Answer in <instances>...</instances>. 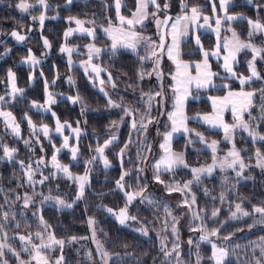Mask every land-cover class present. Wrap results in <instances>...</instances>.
Returning <instances> with one entry per match:
<instances>
[{"label":"rangeland","instance_id":"374dc122","mask_svg":"<svg viewBox=\"0 0 264 264\" xmlns=\"http://www.w3.org/2000/svg\"><path fill=\"white\" fill-rule=\"evenodd\" d=\"M74 1L75 0H71V3H69L68 0H65L64 7H69ZM205 1H206L205 7H207L206 10L198 5L187 6L185 1L184 4L185 10L189 16L191 15L190 9L193 7L198 8L200 10L201 15L200 18L195 23L192 22L188 23V35L180 37L179 49H178L179 55L177 56V60L179 62H182L183 64H186L188 66L187 73L192 77H196L197 75L196 65L198 63L202 64V62L205 59L204 52H207L208 53L207 61L209 68L213 73L217 74L212 78V83L214 87L197 88L195 82L187 85L188 94L184 98L183 116L187 117V119L184 121V124L190 130L189 132H185L183 129L177 132H172L173 121L169 119V114L176 111L175 94L172 90L175 81H173L172 77L176 75L177 67L176 64L173 62V60L169 59L167 53V46L172 44V37L169 34L172 30L171 24L175 22L177 17L185 14V12H182L181 9L177 13L174 12L170 13L165 8H161V10L157 12L156 17H152L151 15H149L148 18H146L142 24L135 25L133 30L136 31L140 36L150 38V42L141 40V42L137 45L135 51H133L130 48H125L120 46H118L117 49L115 50V51L122 50L129 52L131 54L137 55L139 58L146 57V59L142 60V62L150 64V71L142 75L141 78V73L144 72L145 69L138 70L137 74L140 78V81H136V82H129L126 79V77L122 75H115L114 72L108 70L105 67H102L98 61L99 55L106 52L107 49L109 51H113L111 47L112 40L104 31V29L108 28L110 24L113 28L122 27L119 19L117 18L116 7H115L116 0H111L112 8H113L112 18H109L107 15H99L96 17L93 16L90 18H82V19L73 16H66L64 18V21L66 22V26L60 34L59 37L60 41L58 43L57 52H59V54L62 55V58L67 63L68 70H71L74 67H78L84 73L90 86L99 94H101L103 97L108 99V106L104 110H91L86 107L87 105L82 99H79L77 103H72L68 99V97L70 96L79 97V96L67 95L61 92V89H63L62 86L74 87L73 86L74 81L70 76V71L66 72L64 75L59 77L58 80H53L54 83L52 84L53 85L52 88H49L48 86V92L53 94V98L56 101L58 99L67 100L71 105H78L81 110L83 109L84 111L88 110L91 112H102V111L111 112L112 110L120 111L121 118H119L116 121V125L110 126V128L105 131L107 136L102 140V142L97 146V148L104 147L105 143L111 140V143H109L108 146L104 148V153H103L104 158L109 161V165L111 166L112 161L109 160L108 150L112 152L114 151L115 154L117 153L116 162L122 169L120 176L125 172L127 173L130 172L131 168L134 167L137 169V172L139 173V178H137V182L139 184L140 180H142L143 186L134 188L133 190L132 189L127 190L126 188L121 190L117 188V184H116V188L119 190V192L122 194L124 198V204L120 208L112 209V211L113 213H116L118 215L120 210L126 207L128 214L134 216L132 214V211L134 209L140 208L142 204L143 205L149 204V201H151L153 204L158 201L161 205L159 208L160 210L158 209L160 213H159V217H155L151 220L152 227L150 228L151 225H146L137 219L129 220L126 222L125 225H121L117 221L116 216L108 211V209L111 208H104V210L106 212V215L112 218L119 227H128L138 231L141 235H143L139 231V229L143 226V228L147 231L149 235L155 234L156 235L155 237L159 238L158 242L160 246L163 247L164 252L167 251L171 253V255H168V257L163 256L164 260L168 261V263L170 264H188L189 252L191 258L194 259L193 260L190 258L191 262L197 264L196 258L198 255V246L201 244V242L198 240L200 239L198 237L199 235L198 236L196 235L199 234L201 231L200 230L193 231V229L203 228V226L201 223H199L201 219L197 220L194 219L193 217L194 212L197 213L199 216H201V213L200 212L198 213L197 210L195 209L193 199L190 196V190H189L190 185L188 182L191 181L192 183L197 181L194 178L192 172L193 168H208L209 166H212L213 170L211 174L207 172L201 173L200 178L210 176L217 171H241L239 168V164L235 165L233 168L225 167L223 170H221V167L219 166L220 161L224 160L225 158H227L228 160L233 159L232 157L228 156V153L233 148H235L240 153L241 160L245 165L243 170L247 169L248 166H252L254 169L260 170L262 172L263 175L262 179L264 180V168L258 166V158L256 155L258 151L261 154L260 146L261 144H264V140H260L257 138L254 141L252 137L249 136L248 133L241 128H237L233 130L231 133V138L226 139L225 132L222 128L212 127L211 125L205 123L202 119L196 118L198 115L203 116L206 114L207 115L214 114L213 103L212 100L209 99L210 97H224L228 94L229 91L237 92V93L241 91L253 92L254 93L253 98L257 95L256 93L257 89H254L252 85L253 83H256L259 79L253 77L251 80H248L244 85H241L240 80L238 78L239 76H243L245 78L251 76L248 66L249 61H253V53L251 49H242L240 52L237 53L236 60L233 62V71L237 73V77H233L231 76L230 73L226 72L223 67L224 64L223 57L227 55V53L224 51L223 46L225 43V39L228 40L232 39V32L234 31L237 33V36L240 38L241 41L245 43H251L253 44L254 47L264 50V32L254 30L248 24L249 19L253 20L254 22L258 21L261 24H264V0H252V3H249L248 0H241L240 3H244L248 5V7H250L248 9L245 8L244 10H241L242 12H240L239 10L229 11L230 7L234 4L233 0H228L225 11H221L220 9V0H205ZM25 2H27L30 5L27 11L22 12L19 8H17V5H16V9L20 14H28L29 17L31 18L30 23H33L34 20H37L38 23H41L39 20V17L41 15L45 17L44 21L45 20L47 21L48 17H50V19L57 18V15H55L57 11L53 13L54 9H52L53 7L48 0H45V5H47L46 7L45 5L40 4L39 0H31V1L25 0ZM19 3H21V0L18 2V4ZM121 5L122 6L120 9V14L123 15L125 18H131L133 11H135L136 9V0H133L132 8H130L127 5L125 0H121ZM214 5L216 8L215 14L213 13ZM34 6L39 8V12L36 11L34 12L33 10ZM123 9L126 10L130 9L129 15L124 14L122 12ZM29 11H33V12H29ZM147 11L151 13L153 11H156V8L152 5H149ZM204 16L209 17L208 25H204V20H203ZM226 16H235L237 18L232 21H228L227 19H225ZM70 18H74V19H70ZM157 18H159L161 21H164L165 19H169V18L170 19L167 25L161 23L158 27L156 24ZM76 19L83 21L84 28L92 29L93 35L89 36L86 32L79 31L78 25L75 23ZM216 19L221 20V24L219 26V33L213 31V29L217 27L215 23ZM200 25H204V26L200 27ZM123 27L126 29L127 25H123ZM69 29H72L73 31L71 32L70 35L66 37L65 32H67ZM13 31H16L19 34L25 36V33L19 29H14L11 31V33ZM250 31L253 32L251 38L249 37ZM11 33L8 34V37L16 45L18 46L23 45L24 42H26L25 41L26 39H24L23 41H17L14 37H12ZM203 35L205 36V38ZM197 36H199L200 38V42H201L200 45H197L195 42V38ZM162 38L165 44L164 50H161L158 47ZM44 39L47 38L42 36L41 42L43 46H44ZM97 39H104L106 45H104V43L96 42ZM184 40L185 41L189 40L190 43L187 50L183 51L182 49L185 48L182 47L181 43ZM149 43H151L152 46H155V50L158 53V56H151L152 48L149 46ZM32 45H35V43L32 42L29 45L31 46L30 47L31 50L33 49V51L35 52L34 49L35 47H33ZM90 45L101 49L100 53L92 54L93 58L91 61H89V48H88V46ZM49 47L46 48L44 46V51L42 53H38L37 55H35L34 53L32 54L35 56L37 60L41 62V60L43 59L42 57H44L45 52L49 50ZM61 47L71 48L73 49V51L71 53L61 52L60 51ZM201 47L203 48V51H201ZM7 52H8L7 50L1 52L0 59H2V57ZM187 52H189V54L186 55L188 57H183V54ZM193 53H197V57H192L191 54ZM48 55L49 53L47 52L46 57ZM263 55H264V51L258 54L255 60L253 61V64L259 76L260 73L257 67V62L262 60L261 67L262 70L264 71ZM27 56H25L22 60L18 62L19 65L20 64L24 65L30 70L37 68L39 69L38 66L39 64L31 65L23 62ZM157 59L159 60L158 68L156 66ZM93 67L98 68L99 71L98 72L93 71ZM9 71H11L15 77V73L12 70L7 71V77H6L7 85L5 86L4 89L7 88L8 93L5 92L4 95L6 96L8 95V99H5L4 101H0V112H10L12 114V118L14 119L15 123L19 125V136L13 133L11 127H9L5 123V117L0 116V141H2L3 143V139H5L4 137H7L8 136L7 134H10L12 138L21 141L23 145L26 146L27 149L31 151L32 155L34 156L32 159L36 163V166L35 164H33L34 162L31 163L32 168L35 170V174L39 175L41 174V171L45 172V169L50 173L51 170L52 174L50 175L52 177H56L55 175L59 174L62 177H65V180L68 179L66 181H72L76 189L75 197H73V199H70V197L67 198L68 190L66 189L65 186H62L59 183H55L53 192L50 194L49 193L46 194L45 196H43L42 199L38 198L37 194L39 190H37L36 188H34L35 189L34 191L37 194L34 195H32L28 191H24L22 195L21 196L18 195L19 198L16 199V201L18 202L16 203V210H18L20 213L22 212L24 213V211L32 212L33 210L36 209V206H40L41 200L43 201V204L41 205L48 204L55 208L69 209L68 207H58L54 199L44 200V197L47 196V197L63 199L66 202V204L73 205L77 200H79L77 199V195L79 192V183L75 180V177L86 175L88 177L85 186L86 188L89 184V175L91 173L90 168L94 163L100 165L102 169H106L104 167L103 161L99 158L100 153L96 151L97 148L93 151L90 159L85 161L86 163L84 162L85 166H82L83 167L82 174H74L73 172H71L70 164L71 163L75 165L77 164V159L72 158L71 148L73 147L77 148V153H76V157H77L78 154L80 153V150L78 148V143L80 140V136L82 134V130L80 127H77L80 129V134L79 136H77L76 132L74 131V129H76L75 127L71 126L69 122H61L57 119L56 113L53 110V106L55 104L45 105V100H46L45 80L43 83L42 99L40 101H35V100L29 101L26 108L27 111H32L33 113H40L43 116H48L51 119V124L35 122L27 113L25 112L21 113L20 118L21 121L25 123L26 133H27V136L24 139H22L21 137L22 128L20 122L18 121L14 113L11 112L7 107H5L7 102L12 103L14 99H18L22 95V93L19 94L12 93V83L10 82V78L8 76ZM157 72L160 73L159 77L156 74ZM109 76L112 77L111 80H109ZM33 80H34L33 78L30 80V84L33 82ZM101 81H104V83H101ZM152 84H155V87L152 88L151 86ZM231 84H236L237 87L231 88ZM15 85L18 88L16 84V77H15ZM113 85H115V87H113ZM224 85H228V87L225 88ZM262 87L264 89V85H262ZM101 89H103V91H101ZM220 89H222V92L220 93L216 92ZM157 92H162V95L156 96L155 94ZM113 94L117 95L118 98L113 97ZM127 97H129L131 101L128 100ZM150 97L151 99H149ZM201 99H203L206 102L209 108L208 112L204 114L194 113L192 115H188L187 107L189 103L192 101H200ZM109 100L113 101L114 104L122 105V107H114L110 105ZM34 103L36 105L35 107L33 106ZM44 107H49L51 111H45ZM251 107L247 112L243 113V118L247 123H249L250 127L252 128L250 124L251 118L247 117L249 111L251 110ZM124 108L129 109L128 114L124 112L123 110ZM53 113H55V116H53ZM174 119L177 121V123H179L180 114L178 113L174 117ZM29 120L32 121V125H34V127L29 125ZM223 120L225 123H227L230 126L236 122L233 113L231 111L230 105L223 112ZM57 121H59L61 125H64L61 132L59 133L56 131ZM189 122L199 123L208 130L217 131L221 133L222 136L221 140L223 145L220 146V142L216 141L213 138L205 139V142L201 143L199 137L195 135V133H199V132L197 130L192 129L189 126ZM124 124H127L128 127L123 145L117 150H113L112 145L118 142ZM133 124H135V127H133ZM45 125L49 129V134L47 137L44 136L42 131V127ZM256 129H258L259 132L257 133L259 135H264V133L260 132L262 128L256 127ZM256 129L254 130L256 131ZM168 133H172V134H171V138L167 141L166 144L165 136ZM113 136L116 137L115 140H112ZM182 136L186 137L188 141H190L191 139H192L191 141H197V143L200 144V149L205 150L209 153V162L199 165H192V166L188 165L185 160L184 153L181 152L183 154L185 164H187L188 167H184L183 165H177L171 171L180 170L182 173L187 172L190 173V177H185L183 179L177 178L175 180L173 177H170V179L167 180H171V182H167V181L163 182L161 179L162 177L159 174L171 173V171L167 170L164 165L160 164L161 160L168 155V153L165 151V148H162L161 145L166 144V147L172 153H180L173 149V141L178 137H182ZM65 137L68 138L69 146L67 148L63 147L65 142ZM129 137H131L132 139L129 140L128 139ZM235 138H239L241 143L243 142L252 145L253 148L249 151L241 150L240 148L237 147L235 143ZM25 141H27L28 143L26 144ZM42 141H45L47 144H49L50 155L48 156L47 161H45L46 160L45 152H44L45 148H44V142ZM212 141L217 142L215 153H213L212 149L208 147V145L211 144ZM128 142H132V143L139 142L142 145L148 147L146 155H148L150 152V154H152V157L150 159H147L146 163L142 166L143 168H141L140 163L137 161L139 159L145 161L146 157L143 155L140 158H137V160L128 169L123 168L122 165L123 152L121 151L122 149L123 151L124 150L126 151L125 152L126 156H131V159L135 157L134 154H139V152L137 153L135 151L136 148L132 151L128 148L127 146ZM5 144H7V142H5ZM146 147L143 148V150H146ZM35 148L38 151V153L35 151ZM57 149H59V151H57ZM63 153L66 154V156H68L67 163H63L59 158V156ZM14 154H16V152ZM53 155H56L57 163H59L62 166L68 167L72 178H69L68 175H66L65 173L54 167L52 162ZM93 156H96L97 159L92 160ZM261 156L263 155L261 154ZM1 158L6 161L9 160L7 157L4 156V151L1 155ZM41 159H43L45 163H38V161H40ZM89 161H91V163H89ZM78 163H81V161H79ZM157 165H160L159 168H157ZM110 166L107 169H109ZM148 167L150 168L148 169ZM150 170L154 174H151ZM169 175L172 176V174ZM42 176L37 178V176L34 175L32 177V181L30 182L28 180V182L33 187L36 185H40L41 183H39V181L41 180L44 181L45 178V177L42 178ZM157 177L159 178V180H157ZM122 183L125 186L128 185V183H125L123 181ZM185 184H188V188L184 187ZM170 189L173 190L170 191ZM141 190H142V196H138L131 203H128L126 193H135ZM150 191L155 196V199L153 200H150L151 199ZM156 196L158 197L157 199ZM26 197H31V201L28 207L24 206V201ZM185 201H187V204L185 203ZM190 202L193 206V210H191L190 208L185 211H182L184 213V217L183 215H181L182 218L180 217V221L178 220L179 221L178 222L175 215L172 213V210L175 211L176 216H179L180 207L182 205L190 206ZM134 204H136V206H134ZM32 205H34V208L31 207ZM153 223L158 226L154 227ZM94 224L92 225V227H89L87 221L88 233L86 236L75 237L76 238L75 240H72L73 237L67 240H63L65 243L62 250L59 245H53L52 248L50 249L42 250L43 254H45L48 257L49 264H55L56 259L59 258L60 256H63L64 250L66 249H71L78 252L81 257H84L85 261H87L88 264H104V258L102 256V253L97 247V241L102 246V239L96 233L97 230L94 227ZM173 225H175L176 227L175 235L173 234L172 231ZM39 227L41 229L39 230V232L41 233L44 242H47L49 234L53 235L56 238L52 228L49 225L47 230L42 224H40ZM32 230L29 233L21 232L19 235V236L23 235L25 237H31V239L28 240L27 243L20 241L19 236L18 239L15 241L16 245L19 248L25 249L27 247L28 254L29 252L32 253L33 245H39L41 243V238L36 236L37 232L35 231L33 233ZM166 230H168V232L171 233L170 236L167 234L163 236L162 233L165 232ZM177 230H180V232L182 233V238L177 237ZM93 232L95 233V236H93ZM148 234L146 235V237H149ZM9 236L10 233H6L3 237H0V244L3 243V240H5L6 237ZM57 240H62V239H57ZM169 240L173 241L176 245L168 246L167 242ZM189 240L192 241L191 244H189ZM174 248L175 251H173ZM212 252L213 249L211 245L210 259L212 263L215 264V261L212 259ZM258 252L262 253L261 249H259ZM126 258H127L126 255L121 256L119 254H113L108 252L107 264H124L122 261L125 260ZM30 261L31 264H35V261L31 260V255H30Z\"/></svg>","mask_w":264,"mask_h":264},{"label":"trees","instance_id":"16d2710c","mask_svg":"<svg viewBox=\"0 0 264 264\" xmlns=\"http://www.w3.org/2000/svg\"><path fill=\"white\" fill-rule=\"evenodd\" d=\"M19 1L0 0V53L5 50L8 51L0 59V96H6L4 95L5 92L8 93L7 88H4L7 85V71L12 70L15 73L18 88L24 89V91L12 103L7 102L5 107L13 112L20 122L22 139L27 136V133L25 123L20 118L21 113H27L35 122L51 124V119L48 116L27 111L26 107L28 102L31 100L40 101L42 99L44 80L47 81L49 88H52L53 80H58L59 77L68 71H70V76L74 81V87L62 86L63 89H61V92L67 95L79 96L87 105L86 107L91 110L106 109L108 99L90 86L86 76L78 67L68 70L67 63L62 58V55L57 52V47L60 41V34L66 26V22L64 21L66 16L82 19L107 15L109 18H112L113 8L111 0H75L69 7H64L65 0H48L53 7L52 9H54L53 13L57 11L55 14L57 18L50 19L48 17V20H45L43 24L38 23L37 20L30 23L31 18L28 14H20L16 9ZM185 1L187 6L198 5L205 10L207 9L205 7V0H183L184 4ZM233 1L234 4L230 7L229 11L239 10L242 12L241 10L250 8L248 5L240 3L241 0ZM125 2L132 8L133 0H125ZM157 2L161 5V8H164L163 6L166 2L168 4L166 10L170 13H177L181 9V0H157ZM33 10L34 12H39L38 7L34 6ZM129 11L130 9H123L122 12L129 15ZM14 29H19L25 33L26 42L23 45L18 46L9 39L8 34ZM42 36L49 40L50 47L47 51L49 55L46 57L47 52H45L44 57H42L43 59L41 58L42 60L38 65L39 69L30 70L24 65H19L18 62L27 56L29 50H31V46L29 45L32 42L35 43V45H32L35 47V52L32 49V53L37 55L44 51V46L41 42ZM96 42L106 45L104 39H97ZM189 43V40H184L181 43L182 47L185 48L182 49L183 51L187 50ZM188 54L189 52L184 53L183 57H188L186 56ZM191 56L197 57V53H193ZM98 61L102 67L114 72L115 75L126 77L129 82L140 81L137 74L138 70L145 69L141 73L142 75L150 71L149 63H143L137 55L122 50L113 52L107 49L106 52L99 55ZM261 61L257 62L261 79L252 85L254 89H257V95L252 99V107L247 117L251 118L250 124L253 129L260 127L262 128L260 132L264 133V89L262 87L264 85V71L261 67ZM29 76H32L34 79L31 84ZM151 86L153 88L155 84ZM232 87H237V85L231 84ZM216 92L220 93L222 89ZM113 97L118 98L115 94H113ZM5 99H8V95ZM127 99L131 101L129 97ZM53 110L59 121L69 122L71 126L75 128L80 127L82 130L78 143L80 153L76 157L77 164H70L71 172L74 174H82V166H85V161L90 159L93 151L107 136L105 131L113 125V121L116 122L121 118L120 111H82L78 105H71L64 99H58L53 106ZM208 110L209 108L203 99L200 101H192L187 107L188 115L194 113L204 114ZM189 126L202 134L205 139L213 138L220 142V146L223 145L221 133L208 130L196 122H189ZM127 127V124L123 125L118 142L112 145L113 150H117L123 145ZM256 132H259L258 129H256ZM7 135V137H4L3 143L0 141V237H3L6 233H10V236L6 237L3 243H1L2 245H7V247L2 249L4 255L0 256V264H19L17 256H14L12 251L18 254L20 260L30 261V252L28 254V251L19 248L15 241L21 232L29 233L32 229H34L32 230L33 233L35 231L39 232L41 230L39 227L41 218L52 228L56 238L62 240L86 236L88 233L87 221L91 218L95 223L96 233L102 239L103 250L107 253L119 254L121 256L126 255L127 258L122 261L124 264H170L164 260V249L160 246L158 242L159 238L155 237V234H148L149 237H146L131 228L119 227L112 218L106 215L104 208L117 209L124 204V198L116 188V182L119 180L122 170L116 162L117 153L115 154L114 151L108 150L109 160L112 161L109 169H102L100 165L95 163L91 166L89 184L85 188L83 196L71 208L60 209L48 204L41 205L43 204L41 200L40 206H36V209L32 212L24 211V213H20L16 210V203H18L16 199L24 191H28L34 195L37 194L34 191V188H36L39 190L37 194L38 198L42 199L46 194L53 192L55 183H59L68 190L67 198L70 197V199H73L76 189L72 181H66L68 179L65 180V177L59 174L55 175L56 177H52L50 175L52 174L51 170L49 173L46 169L45 172L41 171L43 176L41 174L35 175L37 178L42 176V178L47 177V179H44V182L40 185L31 186L25 176V168H21L19 161H23L25 165H31L34 162L33 164L36 166L35 161L32 159L34 156L21 141L12 138L10 134ZM128 139L130 140L132 138L129 137ZM42 142H44L45 161H47L50 155L49 144L45 141ZM235 143L241 150L249 151L253 148L248 143H241L239 138H235ZM4 146L10 149H16V154H14L13 159L6 161L1 158ZM127 146L131 151L136 148L135 151L137 153L139 152V154H134L135 157L131 159V156H126V151L124 150L122 154V165L124 169L131 167L137 158H140L142 155L146 157L145 161L141 159L137 161L140 163L141 168H143L142 166L146 163L147 159L152 157L150 152L146 155L148 147L139 142H128ZM145 147L146 150H143ZM260 147V152L264 156V144H261ZM173 149L177 152L184 153L188 165L192 166L209 162V153L201 150L200 144L197 141H191L190 143L184 136L178 137L173 141ZM35 151L38 153L36 148ZM59 158L63 163H67L68 161V156L64 153ZM78 160L81 163H78ZM236 172L217 171L210 176L201 177L199 181L189 184L190 196L192 199L193 197L195 198V209L198 213H201L202 219L199 223L202 224L203 229L208 233H211L213 229L218 230L217 235H209V241L215 243L218 247H224L226 249L228 255L223 264H257V260H260L264 264L263 254L258 252L259 249L264 247V239H262L264 238V223L258 222L261 220V214L254 211L256 207H264L263 175L260 170L254 169L252 166H248L247 169L243 170L240 176H237ZM151 174L154 173L151 171ZM169 174H172V176ZM159 175H161L163 182H171V180H167L170 177H173L174 180L190 177V173H182L180 170L171 171V173H160ZM137 178H139V173L136 168L132 167L123 181L128 183L125 188L127 190H133L134 188L142 187V180L138 184ZM150 198V200L155 199L152 192ZM237 204H240L243 211L248 212L249 215L243 216L237 213V218H233L232 213L236 212ZM160 206L158 201L154 204H142L140 208L134 209L132 214L142 223L151 225V228V220L159 217L160 212L158 209ZM31 207L34 208V205ZM190 208L193 210L191 202L190 206L182 205L180 207L179 216H176L174 210H172V213L175 215L177 221H180L181 215L184 217L182 211ZM213 210L218 211L216 217H212L211 215ZM5 214H7L6 220ZM153 226L157 227L158 225L153 223ZM162 234L163 236L166 234L170 236L171 233L166 230ZM201 234H204L203 231L196 236L199 235L198 237L200 238ZM177 237L182 238L180 230H177ZM225 237L229 238L225 239ZM198 240L201 244L198 246L196 262L199 261V264H213L210 259L212 243ZM167 244L168 246L176 245L171 240ZM9 249H12V251H9ZM63 257L62 264H88L84 257H81L75 250H64ZM190 258L191 255L189 252L188 264H194Z\"/></svg>","mask_w":264,"mask_h":264},{"label":"snow or ice","instance_id":"6c2138e0","mask_svg":"<svg viewBox=\"0 0 264 264\" xmlns=\"http://www.w3.org/2000/svg\"><path fill=\"white\" fill-rule=\"evenodd\" d=\"M68 2L71 3V0H68ZM248 2L252 3V0H248ZM39 3L42 5H45V0H39ZM227 3H228V0H220L221 11L226 10V4ZM149 5L154 6L156 8V11L149 13L147 11ZM46 6L47 5H45V7ZM121 6H122L121 0H116L115 7H116L117 18L119 19L122 27L113 28L110 24L108 28L104 29V31L107 33V35L112 40L111 47L113 49V52H115V50L117 49L118 46L130 48L133 51H135L137 45L141 42V40L150 42V38L140 36L136 31L133 30L135 25L142 24L143 21L146 18H148L149 15H151L152 17H156L157 12L161 10V5L157 2V0H136V9H135V11H133L131 18H125L123 15L120 14ZM29 7H30V5L27 2H25V0H21V3L17 4V8H19L22 12L27 11L29 9ZM163 7L166 9L168 7V4L165 2ZM181 10H182V12H185V14L177 17L175 22L171 24L172 30L169 34L172 37V44L167 46V53H168L169 59L173 60V62L176 64V67H177L176 75H174L172 77L173 81H175V84H174L172 90L175 94L176 111L169 114V119L173 121L172 132H177V131H180L181 129H183L185 132L190 131L184 124V121L187 119V117L183 116L184 98L188 94L187 85L195 82L197 88L214 87V85L212 83V78H213V76L217 75L216 73H213L209 68L208 61H207V57H208L207 52H204L205 59L202 62V64L198 63L196 65V71H197L196 77H192L191 75H189L187 73V67L188 66L177 60V56L179 55L178 49H179L180 37L188 35V23L189 22L195 23L200 18V15H201L200 10L196 7H193L190 9L191 15L189 16L185 10V5L183 3V0H181ZM215 12H216V8L214 5L213 6V13L215 14ZM236 18L237 17H235V16H226L225 17V19H227L228 21H232ZM34 19H35V17H34ZM44 19H45V17L43 15H41L39 17L41 24H43ZM70 19H74V18H70ZM169 19H165L164 21H161L159 18H157L156 24L158 27L161 23L167 25L169 22ZM203 20H204V25H208L209 17L204 16ZM75 23L78 25L79 31L86 32L89 36L93 35L92 29H86L83 27V21L76 19ZM215 23H216L217 27L215 29H213V31H216L217 33H219V26L221 24V20L216 19ZM248 24L250 25V27L252 29L264 32V24H261L258 21L254 22L251 19L248 20ZM123 25H127V28L125 29L123 27ZM204 25H200V27H203ZM72 31H73L72 29H69L67 32H65V36L67 37L68 35H70ZM11 35L17 41H23L25 39L24 35H21L16 31H13L11 33ZM252 35H253V32L250 31L249 37L251 38ZM195 42L197 45H200L201 42H200L199 36H197L195 38ZM44 46L46 48L50 46L49 41L47 39H44ZM149 46L152 48L151 56H158V53L155 50V46H152L151 43H149ZM158 47L161 50H164L165 44H164L163 38L161 39V42L158 45ZM223 47H224V51L227 53V55H225L223 57V59H224L223 67H224L225 71L230 73L231 76H233V77H237V73H235L233 71V62L236 60V55L238 52H240L242 49H251V51L253 53V61H254L256 56L258 54H260L262 51H264L262 49H258L256 47H254L253 44H251V43H245V42L241 41L240 38L237 36V33L234 31L232 32V39L231 40L225 39V43H224ZM88 48H89V61L92 60V58H93L92 54L93 53L98 54L101 52L100 48H96V47L91 46V45L88 46ZM60 51L71 53L73 51V49L61 47ZM201 51H203L202 47H201ZM174 53H175V55H174ZM144 59H146V57H141V60H144ZM253 61H249V65H248L251 76H249L247 78H245L243 76L238 77L241 85H244L248 80H251L253 77L260 79V76L258 75V73L256 71V68L253 64ZM23 62L26 64H31V65H37L40 63V61L37 60L35 58V56L32 54L31 50H29L28 56L26 57V59ZM156 66H157V68L159 66V60L158 59L156 61ZM93 71L98 72L99 69L96 67H93ZM156 74L158 77L160 76L159 72H157ZM41 75H43V73H41ZM8 76L10 78V82L12 83V93L13 94L23 93L24 89H20V88L16 87L15 77L11 71H9ZM32 78L33 77H31V76L29 77L30 80ZM141 78H142V74H141ZM69 79H71V78H69ZM111 79H112V77L109 76V80H111ZM53 83H54V81H53ZM101 83H104V81H101ZM113 87H115V85H113ZM224 87L227 88L228 85H224ZM101 91H103V89H101ZM45 94H46L45 105H52V104L56 103V100L53 98V94L48 92L47 81L45 82ZM155 95L161 96L162 92H157ZM253 96H254L253 92L241 91V92L237 93V92L229 91L228 94L224 97H210L209 99H211L212 103H213L214 114L213 115H207L206 114L203 116L198 115L196 118L202 119L205 123L211 125L212 127L222 128L225 132V138L226 139L231 138V133L233 130H235L237 128H241L245 132H247L248 135L251 136L254 141L257 138L260 140H264V135H259L253 128L250 127L249 123H247L243 118V113L247 112L249 110V108L252 106ZM68 99L72 103H77L80 98L70 96V97H68ZM149 99H151V97ZM4 100H5V97L0 96V101H4ZM109 104L114 106V107H122V105L114 104L113 101H111V100H109ZM229 105L231 106V111H232L234 119L236 121L231 126L228 125L227 123H225L223 120V112L226 108L229 107ZM33 106L34 107L36 106L35 103L33 104ZM44 110L45 111H51V109L49 107H44ZM123 110L126 114L129 113V109L124 108ZM82 111H83V109H82ZM178 113L180 114L179 123H177V121L174 119V117ZM0 116L5 117V123L9 127H11L13 133H15L17 136H19V125L15 123L14 119L12 118V114L10 112H0ZM53 116H55V113H53ZM29 125L34 127V125H32L31 120H29ZM113 125H116L115 121H113ZM142 126H144V125H142ZM63 127H64V125H61L59 123V121H57L56 131L58 133L61 132ZM133 127H135V124H133ZM42 131H43L44 136L47 137L49 134V129L46 125L42 127ZM74 131L76 132L77 136H79L80 129L76 128V129H74ZM171 134L172 133H168L165 136L166 144H167V141L171 138ZM195 135L199 137L201 143L205 142V138L202 134L195 133ZM115 139H116V137L113 136L112 140H115ZM189 142L191 143V141H189ZM25 143L27 144L28 142L25 141ZM109 143H111V140L106 142L104 147H98L96 149V151L98 153H100L99 158L103 161L104 167L106 169L110 165H109V161L104 158L103 153H104V148H106ZM166 144H162L161 147L165 148V151L168 153V155L164 159L161 160L160 164L164 165L165 168L169 171H171L177 165H183L184 167H188V165L185 164L183 154L182 153H172L166 147ZM216 144H217L216 141H212L211 144L208 145V147H210L212 149L213 153L216 152ZM68 146H69L68 145V138L65 137V142H64L63 147L67 148ZM3 151H4V156L7 157L9 160H11V159H13V154L16 152V149H10L9 147L4 146ZM57 151H59V149H57ZM121 151L123 152V149ZM71 153H72V158L76 159L77 148H75V147L71 148ZM256 155L258 158V166L264 168V156H261L259 151L256 153ZM228 156L232 157L233 159L228 160L227 158H225L224 160L220 161L219 166L221 167V170H223L225 167L233 168L235 165L239 164V168L241 171H237L236 175L240 176L242 170L245 167L243 161L241 160L240 153L235 148H233L228 153ZM96 159H97L96 156L92 157V160H96ZM52 162H53L54 167H56L58 170L62 171L66 175H68L69 178H72L68 167L62 166L59 163H57L56 155L52 156ZM19 163L21 165V168L26 169L25 176L31 182L32 177L35 175V170L32 168V166L30 164L25 165L23 161H19ZM38 163H45V161L43 159H41L40 161H38ZM89 163H91V161H89ZM159 166L160 165H157V168H159ZM212 170H213L212 166H209L208 168H193L192 172H193L194 178L197 181H199L201 173L207 172V173L211 174ZM126 175H128L127 172L123 173L120 176V179L117 180V182H116L117 188H119L121 190H123L125 188V185L122 183V181H124V178ZM44 179H47V177H45ZM87 179H88V177L86 175L75 177V180L79 183V192L77 195V199H80V197L83 195L84 188H85L86 183H87ZM157 180H159L158 177H157ZM43 182H44L43 180L39 181V183H43ZM188 183L190 184L191 181H189ZM184 187L188 188V184H185ZM171 190H173V189H170V191ZM176 190H178V189H176ZM126 196H127L128 203H131L136 197L142 196V190L137 191L135 193H126ZM50 199H54L55 203L58 207H68V208L72 207V204H66V202L63 199L47 197V196L44 197V200H50ZM221 199H223V197H221ZM30 201H31V197H26L25 201H24V206L28 207ZM193 202H195L194 197H193ZM149 203H152V202L149 201ZM185 203L187 204V201H185ZM108 211L116 216L117 221L121 225H125L126 222L129 220H136L135 216H131L128 214L126 207L124 209H121L118 215L116 213H113L112 209H108ZM254 211L256 213L261 214V220L258 222L264 223V207H256L254 209ZM237 213H240L243 216L249 215L248 212L243 211L240 204L236 205V212L232 213V217L237 218ZM217 214H218L217 210H213L211 213L212 217H216ZM193 217H194V219H197V220L202 219V217L199 216L195 212L193 213ZM6 219H7V214H5V220ZM41 224L47 230L48 225L43 221L42 218H41ZM88 224H89V227H92V225L94 224V221L91 218H89ZM197 230L204 232V234L201 235L200 240L201 241H208L209 243H212L211 241H209V235L215 236V235H217V231H218L217 229H213L211 231V233H208L203 228L193 229V231H197ZM139 231L145 236L148 234L147 231L143 228V226L139 229ZM172 231H173V234L175 235L176 234L175 225H173ZM36 236L41 238V243L39 245H33L32 246V253H30L31 260L35 261V264H49V259L45 254H43L42 250L50 249V248H52L53 245H59L61 250H62L65 242L63 240H57L51 234H49L47 242L43 241V238H42L40 232H37ZM93 236H95L94 232H93ZM228 238L229 237H225V239H228ZM19 239H20V241L27 243V241L30 240L31 237H25V236L21 235V236H19ZM75 239H76L75 237L72 238V240H75ZM262 239H264V238H262ZM191 243H192V241L189 240V244H191ZM5 247H7V245L0 244V256L4 255L2 249ZM97 247L102 253V256L104 258V264H107L108 253L103 251V248L99 244L98 241H97ZM212 249H213L212 259L215 261V264H223V262L225 261V258L228 255L227 251L222 247H218L215 243H212ZM24 250L28 251V248L26 247ZM9 251H12V249H9ZM173 251H175V248L173 249ZM261 252H262V254H264V247L261 248ZM12 254L14 256H17V259L19 260V264H31V261L20 260L18 254L16 252L12 251ZM168 255H171V253L165 251V256H168ZM177 256H178V253H177ZM63 260H64V257L60 256L59 258L56 259L55 264H62ZM197 264H199V261L197 262ZM257 264H262V262L260 260H257Z\"/></svg>","mask_w":264,"mask_h":264}]
</instances>
